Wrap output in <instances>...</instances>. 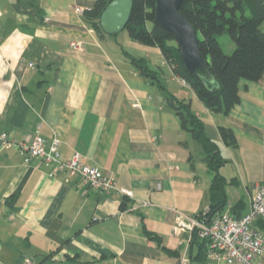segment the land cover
Instances as JSON below:
<instances>
[{"label": "crops", "instance_id": "crops-1", "mask_svg": "<svg viewBox=\"0 0 264 264\" xmlns=\"http://www.w3.org/2000/svg\"><path fill=\"white\" fill-rule=\"evenodd\" d=\"M93 3L0 0V134L28 142L38 129L46 145L56 136L62 160L78 152L116 184L89 188L80 174L0 143V264L180 263L167 250L184 252L186 235L172 226L209 206L212 175L166 93L190 99L228 159L219 172L233 179L225 188L230 212L241 199L245 212L262 183L264 74L240 79L239 102L214 113L157 46L128 41L148 65L151 58L162 67L152 82L125 54L136 52L118 47L112 34L99 37L77 11ZM220 125L231 127L236 147L223 143Z\"/></svg>", "mask_w": 264, "mask_h": 264}, {"label": "trees", "instance_id": "trees-1", "mask_svg": "<svg viewBox=\"0 0 264 264\" xmlns=\"http://www.w3.org/2000/svg\"><path fill=\"white\" fill-rule=\"evenodd\" d=\"M110 1L94 0L93 5L82 13L83 21L94 29L99 37L106 35L99 25V16ZM155 1L132 0L130 16L124 28L129 38L143 45L157 46L166 63L170 65L172 73L182 78L209 110L228 114L240 100L239 80L243 78L257 81L264 74V0H183L179 11L195 28L198 48L208 72L219 83V87L213 90L206 89L203 83L185 68L172 34L155 20ZM224 32L233 43L231 52H226L220 43L219 36ZM125 54L141 74L152 82L159 79L163 70L160 65L153 69L145 57H136L128 52ZM165 102L178 117L181 128L189 131L200 145L202 161L211 172L207 215L223 211L228 203L225 188L227 184L233 183V179L228 180L219 169L228 159L223 155L219 143L206 135L203 121L192 110L190 99L177 98L171 93H166ZM218 130L226 146L238 145L231 127L220 125ZM243 208L244 202L241 199L231 206V212L235 217H240L244 213ZM255 225L264 233V219L258 218ZM144 232L149 237L152 236L145 228ZM157 242L160 243V239H157ZM167 251L180 262L179 251ZM187 256L190 262L206 263V241L199 238L195 232L188 243Z\"/></svg>", "mask_w": 264, "mask_h": 264}, {"label": "built area", "instance_id": "built-area-1", "mask_svg": "<svg viewBox=\"0 0 264 264\" xmlns=\"http://www.w3.org/2000/svg\"><path fill=\"white\" fill-rule=\"evenodd\" d=\"M77 11L82 14L84 9L77 8ZM71 45L80 47L81 43L75 41ZM29 65L32 66V63ZM180 81L185 83L181 78ZM0 143L4 147L17 146L29 156H38L45 162H55L57 169L67 174H80L89 188L110 191L116 187L112 177L102 173L98 167L84 163L78 152H74L69 159L62 160L58 151L59 139L54 136L46 145L38 129L28 142L12 139L7 133H1ZM229 208L227 205L223 211L210 215H207L208 207L195 216L180 215L172 229L186 235L187 246L194 232L206 241L205 264H264V233L255 225L258 218L264 219V171L262 183L250 196L248 209L240 217H235ZM186 249L180 258V264L190 262ZM24 264L37 263L26 259Z\"/></svg>", "mask_w": 264, "mask_h": 264}, {"label": "water", "instance_id": "water-1", "mask_svg": "<svg viewBox=\"0 0 264 264\" xmlns=\"http://www.w3.org/2000/svg\"><path fill=\"white\" fill-rule=\"evenodd\" d=\"M183 0H156L155 20L167 29L177 43L185 68L199 79L206 89L219 87L216 78L199 51L198 38L193 25L180 13ZM132 9V0H111L99 16V25L104 33L115 34L125 28ZM187 264H202L196 261Z\"/></svg>", "mask_w": 264, "mask_h": 264}, {"label": "rangeland", "instance_id": "rangeland-1", "mask_svg": "<svg viewBox=\"0 0 264 264\" xmlns=\"http://www.w3.org/2000/svg\"><path fill=\"white\" fill-rule=\"evenodd\" d=\"M113 36V39H114V42L116 43V45L118 47H123L124 50H130L131 52H136V57H139V56H143L142 53H139L140 51L136 50L135 48L133 49V46H130L128 43V41H131L130 38H129V35H128V32L126 29H123L115 34H112ZM219 40H220V43L222 44L224 50L226 52H231V48H229V43H232L231 42V39L230 37L228 36V34L226 32H224L222 35L219 36ZM147 47V46H145ZM120 49V48H119ZM149 66H155L157 67V63L155 62L154 59H149ZM199 165H203L204 169H205V174H209L211 175V172L208 171L206 165L202 162H198ZM182 252L181 251V255H182Z\"/></svg>", "mask_w": 264, "mask_h": 264}]
</instances>
